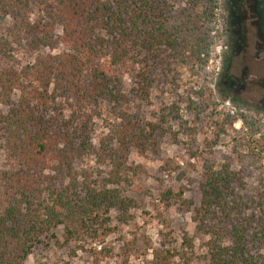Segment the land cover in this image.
Here are the masks:
<instances>
[{
  "label": "trees",
  "instance_id": "1",
  "mask_svg": "<svg viewBox=\"0 0 264 264\" xmlns=\"http://www.w3.org/2000/svg\"><path fill=\"white\" fill-rule=\"evenodd\" d=\"M178 1L0 0V264H25L42 244L70 258L86 246L92 264L113 255L105 243L112 225L136 206L124 190L129 154L150 150L166 119L146 121L139 107L167 86L186 49L202 54V38L195 46L184 36L211 18L212 0H201L198 17V0L183 9ZM249 4L264 44V0ZM242 5L227 0L232 29L242 27ZM237 40L245 49L246 32ZM228 69L224 91L236 85ZM98 124L104 132L94 138ZM203 162L199 206L168 189L164 209L172 200L192 214L195 236L207 238L206 264H264V185L247 192L242 172ZM180 241L178 251L153 249L147 264H190L193 239L184 233Z\"/></svg>",
  "mask_w": 264,
  "mask_h": 264
},
{
  "label": "rangeland",
  "instance_id": "2",
  "mask_svg": "<svg viewBox=\"0 0 264 264\" xmlns=\"http://www.w3.org/2000/svg\"><path fill=\"white\" fill-rule=\"evenodd\" d=\"M198 1L191 7L197 17L204 10ZM182 2L181 8H187L185 1L179 0V9ZM210 6L211 18L192 24L184 36L195 46L202 38L198 48L202 54L197 57L193 47L186 49L167 86L154 89L148 102L139 107L146 121L155 124L164 113L165 124L150 150L144 154L131 150L129 154L131 173L124 190L136 206L128 212L126 223L115 221L117 215L112 214V226L117 229L105 243L113 249V255L98 264H120L123 252L127 264H147L153 249L165 246L178 251L184 233L193 239L190 264H206L201 239L207 238L195 236L192 214L172 200L165 210L161 201L165 190L177 193L182 189L183 198L199 206L203 160L216 170L227 164L231 170L242 172L247 192L254 191L259 180L264 185V44L258 37L249 0H243L244 12L239 17L242 27L235 29L229 25L227 0H212ZM6 27L7 20L0 18V35ZM241 31L246 32V47L242 50L237 45ZM236 51L237 55H231ZM228 64L227 75L236 79V85L224 91L221 86ZM5 111L0 105V113ZM94 131L93 137L98 138L104 132L103 126L98 124ZM4 162L0 151V169ZM85 248V252L77 251L70 258L68 250L42 244L32 250L25 264H92L89 249ZM171 264L184 263L175 257Z\"/></svg>",
  "mask_w": 264,
  "mask_h": 264
}]
</instances>
